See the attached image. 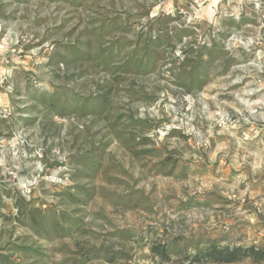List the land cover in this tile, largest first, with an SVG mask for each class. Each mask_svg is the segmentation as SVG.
<instances>
[{
	"label": "rangeland",
	"instance_id": "rangeland-1",
	"mask_svg": "<svg viewBox=\"0 0 264 264\" xmlns=\"http://www.w3.org/2000/svg\"><path fill=\"white\" fill-rule=\"evenodd\" d=\"M2 40L0 264H264L205 257L264 250V0H0Z\"/></svg>",
	"mask_w": 264,
	"mask_h": 264
},
{
	"label": "trees",
	"instance_id": "trees-1",
	"mask_svg": "<svg viewBox=\"0 0 264 264\" xmlns=\"http://www.w3.org/2000/svg\"><path fill=\"white\" fill-rule=\"evenodd\" d=\"M205 257L218 262H232L243 257H250L255 261H264V250L255 246L244 248L212 245L206 251Z\"/></svg>",
	"mask_w": 264,
	"mask_h": 264
},
{
	"label": "built area",
	"instance_id": "built-area-1",
	"mask_svg": "<svg viewBox=\"0 0 264 264\" xmlns=\"http://www.w3.org/2000/svg\"><path fill=\"white\" fill-rule=\"evenodd\" d=\"M237 4H239V3H237ZM6 46H8V44H7V42L5 40L0 41V60H3ZM5 64H8V61H6ZM6 79H7V74L0 72V80H1V82L6 80Z\"/></svg>",
	"mask_w": 264,
	"mask_h": 264
}]
</instances>
